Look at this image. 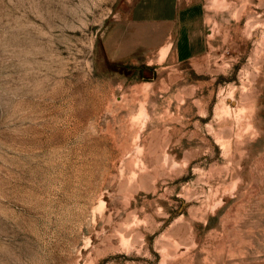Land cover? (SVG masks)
<instances>
[{
    "label": "rangeland",
    "instance_id": "obj_1",
    "mask_svg": "<svg viewBox=\"0 0 264 264\" xmlns=\"http://www.w3.org/2000/svg\"><path fill=\"white\" fill-rule=\"evenodd\" d=\"M191 6L182 61L116 57L130 0H0V264H264V0Z\"/></svg>",
    "mask_w": 264,
    "mask_h": 264
},
{
    "label": "crops",
    "instance_id": "obj_2",
    "mask_svg": "<svg viewBox=\"0 0 264 264\" xmlns=\"http://www.w3.org/2000/svg\"><path fill=\"white\" fill-rule=\"evenodd\" d=\"M194 0H130L127 16L115 25L110 44L116 57L123 59L145 52H166L177 60L198 57L202 48L200 21L187 20ZM199 41V42H198ZM198 42V43H197Z\"/></svg>",
    "mask_w": 264,
    "mask_h": 264
}]
</instances>
